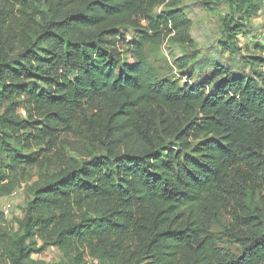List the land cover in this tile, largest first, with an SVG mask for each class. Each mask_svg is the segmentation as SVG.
Returning <instances> with one entry per match:
<instances>
[{
	"label": "trees",
	"instance_id": "trees-1",
	"mask_svg": "<svg viewBox=\"0 0 264 264\" xmlns=\"http://www.w3.org/2000/svg\"><path fill=\"white\" fill-rule=\"evenodd\" d=\"M179 5L0 0V264H264V57L160 77L150 46L193 45ZM204 5L235 53L264 0Z\"/></svg>",
	"mask_w": 264,
	"mask_h": 264
},
{
	"label": "rangeland",
	"instance_id": "rangeland-1",
	"mask_svg": "<svg viewBox=\"0 0 264 264\" xmlns=\"http://www.w3.org/2000/svg\"><path fill=\"white\" fill-rule=\"evenodd\" d=\"M210 1L212 0H180L179 8L192 21V46L178 44L173 35L166 37L161 45L149 47V62L156 68L160 77L176 81L183 86L188 83L191 75L192 82L202 83L204 77L213 74L217 67L224 65H229L236 76L241 77L246 74L253 77V69L248 58L264 57V50L261 48L264 33V8L253 18L252 27L246 29V36L239 38L240 51L233 53L222 49L221 18L225 13V7L214 5L209 8L204 5ZM165 10L166 8H160L157 13ZM127 35L130 40L133 32H128ZM182 59H187L186 63H183ZM19 114L25 117V112L19 111ZM25 186L26 183H23L24 189ZM24 189L21 188L14 197H7L2 202L3 206L5 203L12 204L10 220L21 219L24 216L23 210L26 203ZM34 258L58 264L61 254L57 249L50 248L42 255H35Z\"/></svg>",
	"mask_w": 264,
	"mask_h": 264
},
{
	"label": "built area",
	"instance_id": "built-area-1",
	"mask_svg": "<svg viewBox=\"0 0 264 264\" xmlns=\"http://www.w3.org/2000/svg\"><path fill=\"white\" fill-rule=\"evenodd\" d=\"M16 193L11 195V197H14ZM3 213L5 214L6 217H9L11 210H12V204L11 203H5V205L2 207ZM91 264V262H90Z\"/></svg>",
	"mask_w": 264,
	"mask_h": 264
}]
</instances>
